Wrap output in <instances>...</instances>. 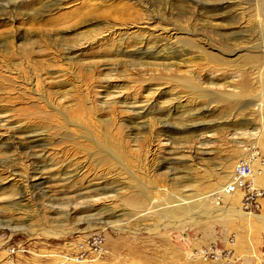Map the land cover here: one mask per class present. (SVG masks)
Returning <instances> with one entry per match:
<instances>
[{
	"label": "rangeland",
	"instance_id": "374dc122",
	"mask_svg": "<svg viewBox=\"0 0 264 264\" xmlns=\"http://www.w3.org/2000/svg\"><path fill=\"white\" fill-rule=\"evenodd\" d=\"M241 160L264 189V0H0V264H238L189 253L263 243Z\"/></svg>",
	"mask_w": 264,
	"mask_h": 264
},
{
	"label": "built area",
	"instance_id": "2783aa9c",
	"mask_svg": "<svg viewBox=\"0 0 264 264\" xmlns=\"http://www.w3.org/2000/svg\"><path fill=\"white\" fill-rule=\"evenodd\" d=\"M237 191L241 193L243 209L252 210L253 208L259 207L258 198L264 195V189L256 186L255 170L249 160H241L235 164L229 181L224 185L220 193L229 195ZM95 242V240L91 241V243ZM227 243L230 246L225 244L219 246L217 242H211L207 246L192 249L189 254L190 256L194 255L203 259L225 260L227 262L233 259V262H235L237 258L231 246L234 244V240L230 239ZM82 247L81 245V248ZM17 251L18 249L15 245L8 246L7 258L2 264H18L13 260V254Z\"/></svg>",
	"mask_w": 264,
	"mask_h": 264
},
{
	"label": "bare ground",
	"instance_id": "6f19581e",
	"mask_svg": "<svg viewBox=\"0 0 264 264\" xmlns=\"http://www.w3.org/2000/svg\"><path fill=\"white\" fill-rule=\"evenodd\" d=\"M139 53L140 54H148V56L149 55L151 56V55H154V54L156 56H158V54H160L159 50H156V49L155 50L154 49H152V50H149V49L140 50ZM255 132L257 133V131H255ZM33 137H36V136H33ZM35 139L33 138V141H36L37 140V139L36 140ZM171 160H172V163H176V164H179V163L182 162L181 156L172 157ZM36 170L38 171L39 169H36ZM37 175H39V174H37ZM35 181L36 182H35L34 185H36V186H42L43 185V176L42 177L37 176L36 179H35ZM92 188H88V189L85 190V187H84V190L81 189V191H78L77 194L73 197V203L70 201L69 198L64 199L65 201L64 200H61V199L60 200L64 204L63 205L64 207L74 208V205H75L76 207L79 206V207L83 208L84 213L82 215V218L84 220L88 221V222H91V223H102L104 225L112 223L113 221H111V220H107V221H104V222L101 221L102 219H104L108 215H110L109 209H107V208H96V207H94V205H93L94 199L93 198H90L92 196V193L95 191ZM107 189L108 188H105L104 190L107 191ZM112 195L113 194H108V197H111ZM60 200H57V201H60ZM69 202H71V203L69 204ZM64 207H61V209H63ZM57 208L60 209L59 207H57ZM107 218H109V217H107ZM19 227H21V226H19Z\"/></svg>",
	"mask_w": 264,
	"mask_h": 264
},
{
	"label": "crops",
	"instance_id": "0c3cea01",
	"mask_svg": "<svg viewBox=\"0 0 264 264\" xmlns=\"http://www.w3.org/2000/svg\"><path fill=\"white\" fill-rule=\"evenodd\" d=\"M234 241L233 251L237 260L242 259L238 264H264V241L263 243L252 239V243H247V238H237ZM227 242L225 241L224 244ZM237 263V262H235Z\"/></svg>",
	"mask_w": 264,
	"mask_h": 264
}]
</instances>
